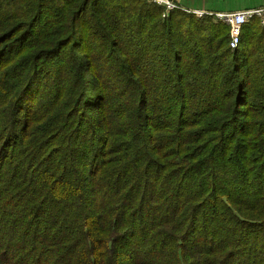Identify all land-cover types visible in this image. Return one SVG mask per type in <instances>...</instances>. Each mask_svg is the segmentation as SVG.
I'll return each instance as SVG.
<instances>
[{"label":"trees","instance_id":"obj_1","mask_svg":"<svg viewBox=\"0 0 264 264\" xmlns=\"http://www.w3.org/2000/svg\"><path fill=\"white\" fill-rule=\"evenodd\" d=\"M150 0H0V264H264V26Z\"/></svg>","mask_w":264,"mask_h":264},{"label":"built area","instance_id":"obj_2","mask_svg":"<svg viewBox=\"0 0 264 264\" xmlns=\"http://www.w3.org/2000/svg\"><path fill=\"white\" fill-rule=\"evenodd\" d=\"M163 8V17H166L174 9H180L187 13H193L197 17L210 15L215 17L218 21L226 23L230 27V47L235 50L238 47L241 28L251 19L258 18L260 23L264 26V5L246 7L236 10H211L204 8H195L184 6L181 0H150Z\"/></svg>","mask_w":264,"mask_h":264},{"label":"rangeland","instance_id":"obj_3","mask_svg":"<svg viewBox=\"0 0 264 264\" xmlns=\"http://www.w3.org/2000/svg\"><path fill=\"white\" fill-rule=\"evenodd\" d=\"M187 7L211 10H236L261 5L264 0H181Z\"/></svg>","mask_w":264,"mask_h":264},{"label":"crops","instance_id":"obj_4","mask_svg":"<svg viewBox=\"0 0 264 264\" xmlns=\"http://www.w3.org/2000/svg\"><path fill=\"white\" fill-rule=\"evenodd\" d=\"M261 5H264V2ZM204 9H206V8H204Z\"/></svg>","mask_w":264,"mask_h":264}]
</instances>
